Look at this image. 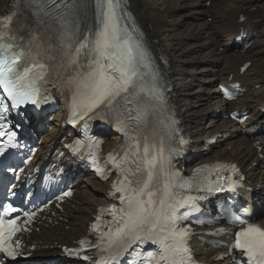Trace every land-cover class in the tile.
<instances>
[{
  "label": "bare ground",
  "instance_id": "1",
  "mask_svg": "<svg viewBox=\"0 0 264 264\" xmlns=\"http://www.w3.org/2000/svg\"><path fill=\"white\" fill-rule=\"evenodd\" d=\"M133 12L140 27L145 31L147 39L154 49L161 50L170 61L169 73L174 100L180 106L181 119L187 131L195 140L196 149L193 162L195 165L220 160L237 163L243 172L248 174L247 184L254 188L256 202L262 210H256L264 225V163L258 156L264 155V135L260 133V125L255 122L263 117L264 108V0H210L211 6L205 7L209 0H124ZM9 0L0 8V14L7 9ZM85 31H95L98 25L97 9L94 0H87ZM256 8V11H250ZM211 14L214 21L209 23L204 16ZM241 16L246 18L240 23ZM209 17V16H208ZM244 28L250 34L257 33L253 46L245 53L236 50L232 41L239 30ZM252 62V66L243 75L239 73L243 63ZM242 82L247 92L238 101L220 103L217 86L228 81ZM260 85L259 89L256 86ZM251 113L243 126L237 127L229 120H222L217 110L241 111L243 108ZM254 111V113L252 112ZM59 127L58 124H55ZM257 126V127H255ZM255 127V137L247 135ZM49 134L42 149L49 151L57 140V134ZM232 135L229 141L220 139L213 148H206L204 141L214 135ZM120 142L119 137L107 140L106 145L113 147ZM256 142H260L263 151H259ZM232 146L231 151L227 147ZM217 149V150H216ZM259 163L253 173V163ZM194 165V166H195ZM83 183L80 191L73 197V203L65 207L63 212L53 217L52 223L41 227L39 234H34L30 245L40 251V257L61 253L59 244H70L86 231L89 221L97 210L107 203L106 195L109 183L101 184L93 177L82 175ZM259 187H262L258 191ZM67 222V223H66ZM69 226V230H64ZM198 256L213 261L210 249L204 251L199 243L195 245Z\"/></svg>",
  "mask_w": 264,
  "mask_h": 264
},
{
  "label": "snow or ice",
  "instance_id": "2",
  "mask_svg": "<svg viewBox=\"0 0 264 264\" xmlns=\"http://www.w3.org/2000/svg\"><path fill=\"white\" fill-rule=\"evenodd\" d=\"M120 6L119 0H95L98 28L95 31L90 29L88 35L80 36L79 25H75L73 30V22L68 19L79 9V4L63 3L61 7L56 0H38L35 4L38 12H44L59 25V32L55 39L58 41L60 67L62 69L66 66L80 67L81 57L88 60L87 65L84 66L85 70L77 72L72 78L75 87L73 116L79 119H83L102 105L112 110L118 103V98L128 103L129 95L135 97L141 93L156 96L158 100H161V107H163V94L156 84L158 70L153 67L140 41L134 40L127 28L120 27V16L117 11ZM12 21L13 16L8 14L0 19V24L7 28ZM15 38L11 33L5 36L4 32L0 31V89H3L7 98L11 100L12 108L37 102L36 97L40 92L38 85L45 77L44 69L48 67L47 64L37 61L27 65L22 63L25 53L23 49L14 50L17 47L12 42ZM36 39L38 37H32L33 41ZM47 48L52 50L57 46L48 43ZM49 59L55 60L56 57L49 55ZM145 77H150L151 84L145 81ZM8 110V106L0 101V113ZM75 122L74 119L73 123ZM117 123H123L119 115ZM174 123V120H170L166 126L170 127ZM3 134L0 132V135ZM14 135V133L8 135L9 141ZM145 141L144 153L147 157L150 146L147 138ZM163 151L161 146L159 149L161 157ZM2 154L3 149H0V155ZM144 163L148 171L143 180L129 179L128 175H125L118 187L114 185L117 192L125 194L121 196V200L126 206L119 210H110L116 227L107 233L106 241L103 236L101 237L104 241L101 251L107 253L106 256H102L101 264H115L119 257L137 241L142 243L151 241L160 246L157 253L149 252L144 257L145 261H154L155 264H191L186 240L188 231L176 226L177 206L170 202L173 181L177 174L167 173L161 168V174L165 179L162 187H156L153 183L156 179L153 171L156 158L145 159ZM116 166L120 167L119 164ZM132 175L135 176V173ZM180 186L191 187L190 184ZM208 190L212 191L211 187ZM70 194L65 193V195ZM193 199V197H186L177 203L183 207ZM16 211L11 206L0 205V253L8 257L16 255L14 244H18V241H13V237L20 229L15 218L6 217ZM31 215L34 214L25 213V216L29 218ZM235 220L240 224L245 223L239 216L235 217ZM99 221L98 216L97 223L92 225L94 231L99 229ZM235 235L234 247L244 253L248 264H264V228L247 224V227L242 228ZM85 243L84 240L80 241L81 246ZM66 251L69 254L79 255V252L74 249ZM84 259L88 257L85 256Z\"/></svg>",
  "mask_w": 264,
  "mask_h": 264
},
{
  "label": "rangeland",
  "instance_id": "3",
  "mask_svg": "<svg viewBox=\"0 0 264 264\" xmlns=\"http://www.w3.org/2000/svg\"><path fill=\"white\" fill-rule=\"evenodd\" d=\"M4 6H5V0H0V8H3ZM207 6H209V5H207ZM254 10L255 9L252 8L251 12L254 11ZM206 20H207V22L211 23V22L214 21V17H212V15L210 14L209 17L208 16L206 17ZM256 89H258V88H256ZM230 148H231V146L228 147V151H231ZM65 230L68 231L69 230V226L65 227Z\"/></svg>",
  "mask_w": 264,
  "mask_h": 264
}]
</instances>
